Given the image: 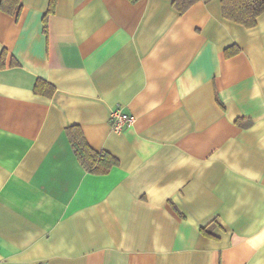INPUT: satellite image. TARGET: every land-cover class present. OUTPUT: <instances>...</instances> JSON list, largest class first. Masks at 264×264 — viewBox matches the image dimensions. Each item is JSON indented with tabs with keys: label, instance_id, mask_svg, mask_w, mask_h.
<instances>
[{
	"label": "crops",
	"instance_id": "crops-1",
	"mask_svg": "<svg viewBox=\"0 0 264 264\" xmlns=\"http://www.w3.org/2000/svg\"><path fill=\"white\" fill-rule=\"evenodd\" d=\"M48 5L0 9V264H264V12L56 0L44 31ZM74 124L118 164L88 172Z\"/></svg>",
	"mask_w": 264,
	"mask_h": 264
},
{
	"label": "trees",
	"instance_id": "trees-1",
	"mask_svg": "<svg viewBox=\"0 0 264 264\" xmlns=\"http://www.w3.org/2000/svg\"><path fill=\"white\" fill-rule=\"evenodd\" d=\"M129 1L136 2L138 0ZM196 1L198 0H171V4L179 13H183ZM202 1L207 2L209 0ZM19 4L20 0H0V9L5 13L15 14ZM55 4L56 0H49L47 12L43 16L44 31H46V16L48 13L53 12ZM221 11L223 17L244 27H252L256 24L258 15L264 12V0H221ZM236 51V47H230L225 50V55H231ZM33 91L40 95L51 96L54 86L43 79H36ZM235 122L239 125L250 123L242 118L236 119ZM65 132L75 156L88 172L105 174L118 164V159L111 153L105 150H96L87 142L80 125H70L66 127ZM214 223V219H212L209 223L201 226V232L211 236L210 227Z\"/></svg>",
	"mask_w": 264,
	"mask_h": 264
},
{
	"label": "built area",
	"instance_id": "built-area-1",
	"mask_svg": "<svg viewBox=\"0 0 264 264\" xmlns=\"http://www.w3.org/2000/svg\"><path fill=\"white\" fill-rule=\"evenodd\" d=\"M111 126L114 130L119 131L134 122V116L122 111L120 108H114L110 114Z\"/></svg>",
	"mask_w": 264,
	"mask_h": 264
}]
</instances>
